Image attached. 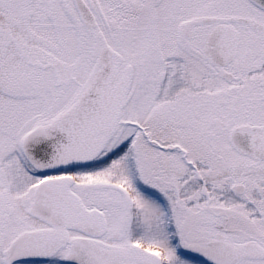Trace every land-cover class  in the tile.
I'll return each instance as SVG.
<instances>
[{
    "label": "snow or ice",
    "instance_id": "6c2138e0",
    "mask_svg": "<svg viewBox=\"0 0 264 264\" xmlns=\"http://www.w3.org/2000/svg\"><path fill=\"white\" fill-rule=\"evenodd\" d=\"M0 264H264V0H0Z\"/></svg>",
    "mask_w": 264,
    "mask_h": 264
}]
</instances>
